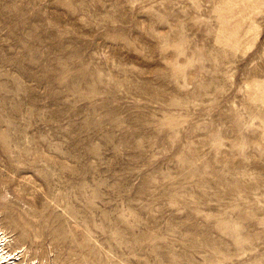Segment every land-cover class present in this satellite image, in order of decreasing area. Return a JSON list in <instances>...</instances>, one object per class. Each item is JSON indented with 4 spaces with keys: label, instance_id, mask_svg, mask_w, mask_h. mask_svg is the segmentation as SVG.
<instances>
[{
    "label": "rangeland",
    "instance_id": "rangeland-1",
    "mask_svg": "<svg viewBox=\"0 0 264 264\" xmlns=\"http://www.w3.org/2000/svg\"><path fill=\"white\" fill-rule=\"evenodd\" d=\"M0 229L35 264H264V0H0Z\"/></svg>",
    "mask_w": 264,
    "mask_h": 264
},
{
    "label": "bare ground",
    "instance_id": "bare-ground-1",
    "mask_svg": "<svg viewBox=\"0 0 264 264\" xmlns=\"http://www.w3.org/2000/svg\"><path fill=\"white\" fill-rule=\"evenodd\" d=\"M11 248H14L12 242L0 229V264H35L28 261L29 254Z\"/></svg>",
    "mask_w": 264,
    "mask_h": 264
}]
</instances>
